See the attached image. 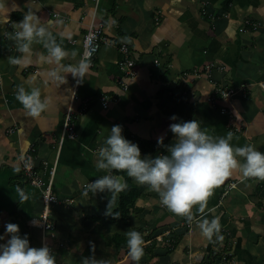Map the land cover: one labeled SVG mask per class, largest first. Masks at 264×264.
<instances>
[{
    "label": "crops",
    "instance_id": "obj_1",
    "mask_svg": "<svg viewBox=\"0 0 264 264\" xmlns=\"http://www.w3.org/2000/svg\"><path fill=\"white\" fill-rule=\"evenodd\" d=\"M226 1L0 0V235L14 223L31 247H40V232L28 221L42 211V190L54 168L52 190L58 201L48 243L56 264H81L92 255L109 264H137L128 255L130 231L140 232L145 241L138 264H264V181L242 180L239 171L214 190L203 211L193 209L191 223L123 172L112 174L140 192L124 218H106L107 191L84 195L87 183L107 174L97 169V151L117 124L142 158L167 154L164 146L175 139L169 125L194 119L210 135L231 131L233 146L251 144L264 153V94L258 86L264 79V0ZM27 14L36 15L68 52L61 61L65 67L79 66L93 17L116 47L103 46L82 80L62 71L65 79L49 78L60 66L50 61L43 43H33L32 52L24 54L10 38ZM119 44H127L136 61L133 77L124 76ZM241 84L242 92L229 99L217 95L212 102L218 89ZM20 86L38 87L48 100L39 117L17 101ZM104 94L114 98L107 108L100 103ZM70 104L74 138L63 134ZM223 107L228 113L220 112ZM173 115L178 119L171 120ZM160 136L164 146L157 144ZM23 159L32 164L40 186L27 181ZM231 182L235 187L224 194ZM17 187L27 200H20ZM213 218H219L222 239L214 236L210 242L199 222Z\"/></svg>",
    "mask_w": 264,
    "mask_h": 264
},
{
    "label": "clouds",
    "instance_id": "obj_2",
    "mask_svg": "<svg viewBox=\"0 0 264 264\" xmlns=\"http://www.w3.org/2000/svg\"><path fill=\"white\" fill-rule=\"evenodd\" d=\"M19 31L10 34L16 41L17 49L24 54L32 52L33 43H43L47 49L50 61L60 66L59 70L48 73L49 78L65 79L62 72L83 79L87 65L84 62L76 67H65L61 61L68 52L56 42L55 37L34 14H27L18 22ZM13 60V63H19ZM3 81L0 80V85ZM17 101L32 117H39L48 106V100L42 97L38 87L18 88ZM175 121V115L170 117ZM169 130L175 139L170 145H163V136L158 137L157 144L165 147L167 154L156 155L154 158H142L137 144L130 142L122 135V126L114 125L105 144L97 151V169L107 174L87 183L84 195L103 193L107 191L110 197L107 204V215L119 216L113 212L119 194L127 189L123 177L113 175L115 172L126 173L139 185L147 186L155 192L162 205L174 215L191 223L194 219V208L203 211L216 188L229 179L234 172L239 171L244 178L264 181V153L254 145L235 147L231 143L234 133L229 131L226 136L216 137L202 129L197 120L171 123ZM238 139V137L236 138ZM16 193L21 201L28 199L23 189L17 187ZM202 234L211 242L219 236L221 225L219 218L202 219L199 222ZM5 235L9 236L6 243H0V264H56L52 250L44 245L31 247L27 235L21 237L19 226L14 223L5 225ZM0 235V241L5 239ZM128 255L137 262L144 254L145 241L138 231L126 233ZM81 264H109V261L97 260L94 255L84 257Z\"/></svg>",
    "mask_w": 264,
    "mask_h": 264
},
{
    "label": "built area",
    "instance_id": "obj_3",
    "mask_svg": "<svg viewBox=\"0 0 264 264\" xmlns=\"http://www.w3.org/2000/svg\"><path fill=\"white\" fill-rule=\"evenodd\" d=\"M54 15H57V13ZM245 23L248 24L249 22L245 21ZM252 25H253L252 28H254L255 25L254 24ZM103 46L105 47L115 46L116 47V43L113 38H110L105 35L102 23L97 22L95 18L93 17L82 39V51H81L80 56L78 57L79 65L81 64V62H84L87 66L91 67L93 65V62H94V59L97 53ZM118 51L122 55V65L124 67V76L126 77L135 76L137 73L136 61L128 45L119 44ZM217 68L220 70L224 69L222 65L217 66ZM120 85L122 88L127 87V85L125 84L123 80H120ZM258 86L260 90L262 91V93L264 94V79L258 82ZM243 89H244L243 84H241L239 87H236V88L221 89V90L218 89L216 91V94L211 97V100L212 102H214L216 100L215 97L217 95H219L220 98L229 99L232 96L236 95L237 93L242 92ZM111 100H114V98L110 99L107 95L105 94L102 95L100 97V103H101L102 108H107ZM220 112L222 114H226L228 113V110H226L223 107L220 109ZM71 118H72V111H71V104H70L65 114L64 123H63V134L68 138L75 137V126H74V123L71 121ZM21 165L24 171V176L26 177L27 181L32 185L40 186L41 181L36 175L32 164H30V162L27 159H23L21 160ZM54 172H55V169L51 168L49 171V180L44 185L43 190H42V201H43L42 211L37 217L30 218V220L28 221V225L30 227H35L40 232V247L47 245L51 250H52V246L50 245V243H48V239H51L54 237V234H53L54 224L51 218V211H52L53 206L58 201V196L52 190ZM241 179L245 180L248 178L242 177ZM235 185H236L235 182L229 183L224 191V194L228 192L230 189L234 188ZM48 232H50L49 237L47 234ZM59 245L63 246L62 243H60Z\"/></svg>",
    "mask_w": 264,
    "mask_h": 264
},
{
    "label": "trees",
    "instance_id": "obj_4",
    "mask_svg": "<svg viewBox=\"0 0 264 264\" xmlns=\"http://www.w3.org/2000/svg\"><path fill=\"white\" fill-rule=\"evenodd\" d=\"M232 0H227L226 2L229 4ZM127 183V189L119 194L117 203L113 212H118L119 216L115 217L113 215H106L107 219L114 220L119 217H125L127 215V208L134 204L135 199L140 195L139 189L131 183L129 180H125ZM114 237V236H113Z\"/></svg>",
    "mask_w": 264,
    "mask_h": 264
},
{
    "label": "rangeland",
    "instance_id": "obj_5",
    "mask_svg": "<svg viewBox=\"0 0 264 264\" xmlns=\"http://www.w3.org/2000/svg\"><path fill=\"white\" fill-rule=\"evenodd\" d=\"M48 234V237L50 236V232L47 233ZM227 250L225 249L223 252H226ZM221 255H223L224 257H227V253H222Z\"/></svg>",
    "mask_w": 264,
    "mask_h": 264
}]
</instances>
